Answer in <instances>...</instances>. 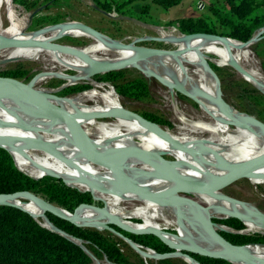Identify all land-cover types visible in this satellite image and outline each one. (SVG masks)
<instances>
[{"label": "bare ground", "instance_id": "6f19581e", "mask_svg": "<svg viewBox=\"0 0 264 264\" xmlns=\"http://www.w3.org/2000/svg\"><path fill=\"white\" fill-rule=\"evenodd\" d=\"M11 1L12 0H0V45L3 44L5 40L9 39L22 40L26 41L27 43L17 47L0 49V53L5 51H19L23 52V54L26 53L31 59H50L56 62V64L61 68H64V70L72 69L73 71H76L74 75H64L60 73L54 74L56 77L65 79L68 83H73L80 79H85L90 84L97 82L92 78L95 63H114L125 61L128 66L134 64L143 73L148 72L153 68L155 73H158V67L177 64L183 67L188 73V80L186 83L179 81V84L185 86L189 93L180 85H176V88L185 90L195 102L196 99L198 100L199 105L203 107L213 119V121L218 124L220 133L217 134V139L222 142L219 147L215 149L210 148L207 143H213L215 140L193 138L190 136V134L184 132V123L180 121V124L183 126L182 128L180 127V131L177 130V132L174 133H166L168 136L174 138L180 144L185 146L187 150L179 149L146 128L141 127L138 124V121L125 116L114 117L116 121L119 122L118 126L124 131V134H115L109 137H102L100 126L105 127V125L100 123V121L91 119V116L99 110H107L109 108L105 104H100L98 111L84 112L79 109H75L79 106H84L87 104V102L83 101L84 98L82 99L80 96L94 94V91L84 90L76 94L78 98H72L70 100H68L69 98L65 97L49 99L53 103H68L71 111L75 109L76 112H80V115H86L84 117H80L79 120H85L87 122L97 123L100 125H91L81 128L84 130L83 132L90 139L97 152L102 156L107 157L109 155H116L117 153L124 155L128 161L124 158L112 157L111 159L116 162L123 174L127 176L132 183L147 190H158L162 192L161 196L167 200H172L173 198L177 197L185 198L181 192H177L172 189L174 184L180 183V181L167 174L164 169L159 170L149 166L137 164L146 159L154 160L150 154L153 153L159 156V154L165 153L161 152L160 148H166L165 150L170 152L169 153L167 151V155H172V153H177L184 156L191 155L189 158H191L193 161L181 160L175 165L174 168L170 169L179 178L190 180L198 184L206 191H192L195 197L191 200L188 199L190 203L179 201V204L183 205L179 209H176L174 206L165 202L164 200L158 201L139 192H135L124 185L118 176H116L115 172L111 171L109 168L98 162L90 160L87 156V149L80 141V138H77L76 135L72 134L68 127H64V124L67 123H65L63 120H57L55 117L50 115H47L50 117L49 119H45L41 113H34L33 111H30L31 106L37 107L38 104H32L28 101L21 100H16L14 104L10 103V101H2L0 102V118H2V121H0V138H2L4 145L11 152L16 166L30 176H39L47 172L57 173L61 175L65 183L67 182L70 186L74 185L73 187L76 188L81 187L91 192L94 191V193L97 194L104 202L109 214L120 222L122 219H130L134 217H139L141 221L145 222V225L143 226L135 223L134 225L123 224L127 227L142 230L154 229L157 230V232L164 230L161 232V234L166 232L172 237L175 233L167 231H184L193 235L196 239H199L200 243L208 244L212 248L219 251L222 255H218L226 257L227 260H229L232 264H264V254H249L252 257V263L230 258V254H228L227 249L220 243L216 242L206 232L202 223L198 220L195 214L196 210L194 208L195 206H200L202 208L203 214L208 218H222L229 214H237L241 218V221L244 225L247 223L253 227L252 229L250 228L252 231H264V220L255 216L254 213L250 212L251 215L249 216L247 214L248 211L258 212L256 208L253 206L251 207L249 204L242 205L240 203L225 199L221 192L212 193L214 190L209 184L213 186V182L218 178L212 172L214 171L216 174L220 173L222 175L225 173L224 169L201 165L202 161L194 158L193 155V152L213 157L218 155L219 157H216L217 159L224 160L229 163H239L264 155V126L253 120L251 117L237 114L230 107L225 106L224 109L219 102L224 109L220 110V106L217 103L219 98L217 94L216 83L212 73L209 70L210 64L212 63L199 55L203 52L209 51L210 53L212 52L213 55L219 56L213 47V45L216 43L222 45L226 44L232 53H234L236 50L241 52V45L245 47V52L248 55H252L247 49V45L227 38L225 40H213L207 37L197 36L190 39L182 38V40L185 42H190L195 39H203L202 41H195L193 45L184 49L183 51L171 50L170 54H155L140 57L138 50L134 46L129 45L127 47H116L112 39L108 36L102 33H99V35L90 34L73 23H71L67 29H64L63 24H59L32 31L33 33L30 31H24L25 24L23 21L17 20V16L11 7ZM6 17L8 18L10 29L2 31L1 28ZM68 31H75L85 34L103 43L104 45L86 50H82L85 46L75 47L76 49L74 50H64L60 47L59 49L56 48L53 50L46 49V45L49 42L55 41L58 36L66 35V32ZM57 32L58 35L56 37L43 41L45 36L55 34ZM24 38H27V40H24ZM39 38H41V41H39ZM248 55H246L247 63L252 65L253 71L258 77L263 78L261 72H259L260 70L257 68V62ZM227 60L238 64V62L232 58ZM183 63L187 65H184ZM44 65L46 64L44 63ZM44 68H46V66H44ZM242 68L247 73V77L244 78L248 83L257 88L256 85L252 83V81H249L250 78H252L256 83L264 85V81L258 79L252 74L249 66L247 67L242 65ZM199 75L204 77L209 82L212 89L211 97H209L206 93L196 89L195 80H198L204 88ZM45 77L48 76L41 73V75H39V79L30 82L28 85H26V87L32 88L38 80L42 78L44 79ZM97 85L102 86V83L99 82ZM109 89L110 92L108 91V93H110L112 98L107 99V101L110 109H112L118 106L116 101L118 95L111 87ZM260 89L264 92V87H261ZM12 92L7 93H11L12 96L15 97L19 95L18 90H15L14 93ZM41 93L50 94L52 92L44 90V92ZM98 102L103 103L101 101ZM210 109L213 111L216 120L210 113ZM15 113H17L19 117H21L25 122L42 127L41 131L30 132L45 136L44 138L46 141L34 137L33 135H30L33 138L32 141L28 143L26 140L23 141L21 138L23 135L20 133H23L24 131L16 127L18 120L14 115ZM231 123L238 124L243 128L242 130H244V132L247 130L251 135H255H253V137L250 139H244L242 137H240V139H235L233 137L235 133L233 134ZM48 127L51 128L50 131L44 130ZM258 128L261 130V132ZM134 140L142 141V144H144L146 149L141 155L130 158L129 155L124 152V149L128 144L131 143V141ZM20 142L24 143L28 147L23 146L20 144ZM37 143L43 144L46 148H51L50 151H48V149H41V145ZM96 145L100 146L104 153ZM130 146H133V144ZM241 150H244V156H242ZM162 156L163 155H161V157ZM135 157L141 158V161H137ZM195 171L202 173L201 176H194L188 179L189 176L187 175H193ZM71 176L74 179L76 178V180H74V184L69 179ZM245 178L254 184L263 183L264 164L254 168ZM139 180L143 181V183ZM9 201L15 202L26 209L44 226L49 228L52 227V224L45 218L43 214V208L36 201L32 199H11ZM27 202L34 205V207H26V204L23 203ZM130 202L135 203L134 208L127 209L126 207H118L121 204L125 203L127 205ZM103 208H91L87 212H102ZM70 216L78 223H90L98 226L101 223H106L110 220L109 217H95V214L88 218H83L84 216L80 217L81 214H70ZM216 228H220V226ZM75 241L88 251L83 242L76 239ZM184 247L200 249L199 246L193 244L189 245V243L188 245H184ZM181 258L188 263H193V261L184 256ZM104 262L109 264L107 260H104Z\"/></svg>", "mask_w": 264, "mask_h": 264}, {"label": "rangeland", "instance_id": "374dc122", "mask_svg": "<svg viewBox=\"0 0 264 264\" xmlns=\"http://www.w3.org/2000/svg\"><path fill=\"white\" fill-rule=\"evenodd\" d=\"M211 1L213 0H181L178 4L173 5L167 9H163L151 5L150 7H147V9L144 11L145 15H141L139 13L138 5H134L132 6V11H134L133 12L134 14L131 15L130 17L119 16L117 15L114 9H112L107 14H103L102 12L98 11L95 7H93L90 0H66V3L60 6L59 8L52 7L50 9L43 11V13L41 14L35 15L34 17L31 16L29 11H26L24 8H22L19 5H17L18 10L16 11L13 9L12 6L11 7L14 10L15 15L18 16L17 20H21L24 22L26 27L25 31L27 32L30 31L31 33H33L32 31L37 30L35 29V27H37L35 26L36 24L33 23L34 19L38 18L39 16H51L59 12V14L61 13L64 16L62 22L75 21L86 24L113 40H118L124 43H128L135 39L142 38V40L135 41L134 45L146 47V48L165 49V50L171 49V50L183 51L184 49L193 45L194 42L183 41L181 37L183 34L177 29L176 25L165 24L164 23L165 20L170 18L173 19L177 17H182V16L197 17V16L211 15L208 8ZM25 17L27 18V22L25 20ZM48 26L51 25H47L44 27L47 28ZM1 29L2 31H6L7 29H10V25L8 23L7 17L4 19V23ZM258 31L259 30H257L254 34H256ZM57 35L58 32L55 34L45 36L43 41L56 37ZM57 38L55 39V41L50 42L51 44L55 45L53 48H51L52 50L56 49L57 48L56 46L59 44L76 46V47L85 46L82 50L96 48L101 45H104L103 43L85 34L75 31H68L66 32V35L59 36ZM24 40H27V38H24ZM259 40L260 38H257L255 42L251 43L249 46L247 45V49L250 51L252 55H248L245 52V47L241 45H240L241 52H238L236 50L234 53H232L231 50L226 46V44H223L221 48L220 45L216 43L213 45V47L215 48V51L220 57L212 55V52L210 53L209 51L203 52L206 55H201V57L206 58V60L212 63L210 65L213 71L216 73L219 82L223 83V87L225 91L224 97L226 101L232 106L231 109L237 114H241L245 116L251 115L254 118L264 123V95L260 91H258L253 85L248 83L245 80L244 76L240 75L236 70H234L229 65L230 61L227 60L229 58L234 59L235 61L238 62L240 67H242V65H245L247 67L249 66L252 71V74L258 79L264 81V73H263L264 71L260 64V61H264V48L262 45H259L255 47L256 48L255 52L252 50V46H254ZM39 41H41V38H39ZM6 48L8 47H0V49H6ZM246 55L250 56L252 59H254L257 62V68L258 70H260L259 72H261L263 78L258 77L254 73L252 65H249L246 61ZM38 59L37 60L31 59L26 53L23 54V52L5 51L3 53H0V78H3L2 80L0 79V91L12 92L14 90H18L16 88L18 87L22 88V85L24 84L28 85L30 82L39 79V75L43 73L46 74V76L48 77L38 80L33 85L32 88L39 92H44V90L51 91L52 93L50 94H44L47 97L54 99L65 97V98H69L68 100L72 98H78L76 94H78L79 92L66 93L64 92V90L67 89V87L73 86L75 84H87L89 85V87L86 90L94 91L97 94H100V97L93 98L91 95L80 96L82 99L84 98L83 101L87 102V104L84 106H79L78 108L75 109H79L84 112H93V111H98L100 104H105L110 109L107 99L112 98V96L110 95V93H108V91L110 92L109 89L110 87L114 90V87L111 84L102 82L98 79V77L102 73L93 75L92 78L97 82H93L91 84L88 83L87 80L85 79H80L73 83H68L65 79L56 77V75L54 74L60 73L64 75H74L76 71H73L72 69L64 70V68L58 66L56 62L47 58H43V59L38 58ZM44 63L46 65H44ZM183 64L187 65L185 63ZM44 66H46V68H44ZM10 70H15V72L20 73L21 76L14 77L5 74L7 71L11 73ZM116 71L119 72L121 78L128 79V78L138 77L144 80L147 84V90H148V97L141 102L127 101L118 96V98H116L118 105L120 104L123 107L131 111H134L138 114L141 111H145L146 113L151 114L154 118L160 119L161 121H163L161 126L163 127L166 133L167 132L174 133L177 132V130L180 131V127L181 128L183 127L180 123L183 122L184 126L186 127V128L183 127V129L185 130L184 132L190 134V136H192L193 138L196 139L203 138V140L206 139L215 140V142L213 143H207L210 148L215 149L221 145L222 142H220L219 139H217V134L220 133L218 124H216L213 121V119L210 117V115L207 113V111H205L203 107H201L200 109L198 100L196 99L197 102L196 103L194 100H191L181 95L175 90L176 85H180L188 92V89L185 86L179 84V81H183L186 83V81L188 80V73L183 67L174 64L172 65V67L170 65L158 67L157 69L158 73H155L154 68L150 70V72L155 73L156 75L160 76L164 81H166V83L169 85L170 88H167L156 78L152 76H146L142 71L132 66L121 67L116 69ZM200 78H201L200 80H202L201 82L204 88L202 87V85L199 83L198 80H195L196 89H198L203 93H206L209 97H211L212 89L209 82L202 76H200ZM249 81H252V83H254L259 90H261L260 89L261 87H264V85L256 83L252 78H250ZM99 82L102 83V86L97 85L99 84ZM252 89L256 93H253ZM114 92L116 93L115 90ZM240 94H243V97L246 99L245 101L239 102L238 95ZM98 101H101L103 103H99ZM55 104L66 108V110L70 113L72 120L77 124H79L80 127L91 126V125L100 126L97 123H91L85 120H79L80 117L82 116L84 117L86 115H80L79 114L80 112H76L75 109L71 111L68 103L65 104L55 103ZM244 104H247L249 106V108L251 109V113L240 111L241 105L243 106ZM30 111H33L34 113L35 112L41 113L43 115V118L45 119L50 118L49 116L45 115L38 106L37 107L31 106ZM209 111L214 116L213 111L211 109ZM200 112L203 113L204 115L203 114L202 115L206 118L200 116L201 114ZM0 121H2V118H0ZM100 123H103L106 127L105 128L100 126L102 137H109L115 134H124V131L118 126L119 122H117L115 118L107 119L105 121H101ZM138 124L141 127H143L139 122ZM67 126H68L67 124H64V127ZM251 127H256V126H251ZM231 129L233 131V134L235 133L233 135L235 139L236 138L240 139V137L244 139H250L253 137V135H255V134L251 135L250 132L247 130H245L244 132V130H242L243 128L238 124L231 123ZM259 131L261 132L260 129ZM20 134L23 135L21 137L23 141L26 140L27 143L32 141L33 139L30 135H33L34 137L46 141V139L44 138L45 136L41 134L39 135L33 134L30 131H24L23 133ZM142 143L143 142L139 140L131 141V143L128 144L124 149V152H126L130 158L134 156H139L146 149L144 144ZM20 144H22L23 146H27L22 142H20ZM132 144L133 146H130ZM97 147L102 151L100 146ZM160 149L161 152H165V153L160 152L161 154H159V156L161 157V155H163L162 157L168 160L169 169L174 168L175 165L179 163L181 160L193 161L191 158H189V156L191 155L184 156L177 153H172V155L171 154L167 155L169 151L167 150L168 151L167 152L165 150L166 148L165 149L160 148ZM241 151H242V156H244L245 155L244 150ZM102 152L104 153V151ZM112 157L126 159L124 155L120 153H117L116 155L107 156V158H112ZM216 157L219 156L216 155ZM137 164L163 170V168H161V166L155 160L152 159L151 160L146 159ZM212 173L217 177L221 176L220 173L216 174V172L214 171ZM201 174L202 173L195 171L193 175H187V176H189L188 179H190L191 177L194 176L199 177L201 176ZM69 179L74 184V180H76V178L74 179L71 176L69 177ZM140 182L143 183V181ZM209 185L210 187H213L211 184ZM77 188L81 190H86L81 187H77ZM217 188L218 191L221 192L222 196H228L236 200L243 201L245 204H249L254 208H256L258 211L264 213V182L254 184L253 182L248 181L247 178H238L230 182H227L225 184H222ZM92 193H94V191ZM183 196L190 200L195 197V195L192 192L189 194H183ZM94 200L96 201L95 205L97 204L103 205L104 208L102 210V213L104 214V209H105L104 202L96 198H94ZM134 204H135L134 202H130L127 205L124 203L119 205L118 207H126L127 209L128 208L131 209L135 207ZM95 215L101 216L99 212H96ZM212 219H223V217L212 218ZM134 222L136 223L141 222L142 223L140 224L141 226L145 225V222L141 221L139 217H134L130 219L125 218L121 220L122 224L134 225ZM157 223H162V222H157ZM216 224L222 225L220 226V228L224 227L229 231H236L232 228L224 226L223 224L220 223H216ZM213 228H216V226ZM252 228L253 227H251V229ZM251 229L247 230L244 225V228L239 230V232L259 233L264 235V231H252ZM106 231L110 232L111 233L110 236L116 241V245L124 257V264H158V260L160 259L158 258L155 259L153 257H150L152 256V253H154L152 249L148 248L149 251H146V255L148 257H142L134 248H132L128 243H126L122 239V237L118 236L116 233H113L109 230ZM162 231L164 230L158 232L161 238L163 240H166L165 235L161 234ZM169 232L174 233L175 231L169 230ZM197 241L200 242L199 239H197ZM88 252L92 255L91 259L94 261L95 264H100V263L106 264L104 262V260H106L105 257L99 259L90 250H88ZM161 259H169V262L171 264H189L188 262L184 261L181 257L175 255H171L169 257L161 258ZM109 264H113V263L110 262ZM228 264L230 263L228 262Z\"/></svg>", "mask_w": 264, "mask_h": 264}, {"label": "trees", "instance_id": "16d2710c", "mask_svg": "<svg viewBox=\"0 0 264 264\" xmlns=\"http://www.w3.org/2000/svg\"><path fill=\"white\" fill-rule=\"evenodd\" d=\"M90 1L93 7L103 14H107L114 9L117 15L130 17L134 14V11H132V6L134 5H138L139 13L145 15L144 11L151 5L167 9L178 4L181 0ZM65 3L66 0H12L11 6L16 11L18 10L17 5H19L26 11H29L31 16L34 17L52 7L59 8ZM208 8L211 15L170 18L166 19L164 23L169 25L175 24L182 34L196 32L216 34L241 43L247 42L257 30L264 27V0H213L210 2ZM63 18L64 16L58 12L51 16H39L33 20V23L37 26L35 29L39 30L44 26L60 23L63 21ZM25 20L27 22L26 17ZM259 38L260 40L252 46L254 52L256 51L255 47L259 45H262L264 48V31L260 33ZM202 40L203 39H195L192 42ZM219 45L220 47L222 46V44ZM246 45L249 46L250 44ZM199 55L206 54L201 53ZM260 64L264 71V61H260ZM170 66L172 67V65ZM10 71L11 73L7 71L5 74L14 77L21 76L20 73L15 72V70ZM98 79L102 82L111 84L114 87L116 94L124 100L141 102L148 97L147 84L144 80L138 77L128 79L121 78L118 71L112 70L102 73ZM88 87L89 85L87 84H75L67 87L64 92L78 93L86 90ZM220 87L224 97L225 91L222 82H220ZM252 92L256 93L254 90ZM91 96L93 98L100 97V94L94 92ZM238 97L239 102L246 100L243 97V94L238 95ZM240 111L251 113V109L247 104H244L243 106L241 105ZM202 114L203 113H201L200 116L204 117V114ZM139 115L159 125L163 123V121L154 118L151 114L146 113L145 111L139 112ZM66 183L62 178L53 175H43L35 179L25 174L17 168L11 154L4 148L0 147V193L29 191L46 201L67 210L72 215L81 214L80 217L84 216L83 218L93 216L96 212L87 211L95 207H87L84 205L96 204L93 196L96 199H102L92 192L91 194L89 191L80 190L76 187L69 186L67 185L68 183ZM23 204H26V207L33 206L29 202ZM97 205H99L98 207H100V209L103 208V205ZM104 212L109 214L106 206ZM99 214H101V217H108L102 212H99ZM45 215L59 230L63 231L70 237L83 242L86 248L97 258L101 259L105 257L108 263L124 264V257L117 247L116 241L110 236V232L106 230H98L89 226H78L50 212H45ZM95 217L99 216L96 215ZM212 221L236 230L219 231V234L231 244L242 245L241 249L248 254H264V235L259 233L239 232V230L244 228V225L240 220L234 217L212 219ZM134 223L139 225L142 224L141 222ZM245 224L246 229L250 230L251 226L247 223ZM215 226L222 225L214 224L212 227ZM112 227L131 241L150 248L157 254L171 252L170 248L152 234H131L116 228V226ZM174 233L175 234L172 237L165 232L164 235L166 240L164 241L178 247L180 245H188L189 243V245L193 244L199 246L202 250L221 254L208 244L198 242L193 235L187 232L175 231ZM189 255L199 264H228V262L220 258H209L192 253H189ZM0 264L95 263L78 244L55 231L41 226L25 210L16 206L0 205ZM158 264L171 263L169 262V259H160L158 260ZM230 264L232 263L230 262Z\"/></svg>", "mask_w": 264, "mask_h": 264}, {"label": "water", "instance_id": "95a60500", "mask_svg": "<svg viewBox=\"0 0 264 264\" xmlns=\"http://www.w3.org/2000/svg\"><path fill=\"white\" fill-rule=\"evenodd\" d=\"M71 23H73L74 25L82 28L83 30L87 31L90 34L99 35V33H100L97 30H95L94 28H92V27H90V26H88L86 24H83V23H80V22H75V21L60 22V23L53 24V25L63 24L64 29H67V28H69V25ZM263 31H264V27L260 28L259 31L256 34H254L247 42L242 43V44H251V43L255 42L256 39L259 38L260 33H262ZM197 36L198 37H207V38H210V39H213V40H225L226 39V37H224V36H220V35H216V34L202 33V32L183 34L181 37L184 38V39H190L192 37H197ZM139 40H142V38L135 39V40H133L131 42H128V43H124V42L112 39V41L116 45V47H127L129 45L134 46L138 50L140 57L147 56V55L170 54L171 53V49L170 50L155 49V48H146V47H141V46L134 45V42L135 41H139ZM26 43H27L26 41H22V40L9 39V40H5L3 42V44L0 45V47L11 48V47L21 46V45H24ZM54 46L55 45H53V44H51L49 42L46 45V49H51ZM56 47L58 49L60 47V48H62L64 50H74V49H76L75 48L76 46L61 45V44L57 45ZM229 65L234 70H236L240 75H242L244 77H247L246 71L242 67H240V65H238L235 62H230ZM125 66H128L125 61L114 62V63H95L93 75L98 74V73H104V72H107V71L116 70L118 68L125 67ZM131 66L134 67V68L139 69L134 64H132ZM209 70L212 73V75L214 77V81L216 83L217 94H218V98H219V101L217 103L220 106V110H222L225 106L231 108L232 106L223 97V94H222V91H221V88H220V82H219V79H218L216 73L213 71V69L211 67H210ZM144 74L146 76H152V77L156 78L158 81H160L167 88H170L169 85L166 84V81L162 80V78L160 76L156 75L155 73L148 71V72H145ZM0 79L2 80L3 78H0ZM16 89H18V92H19V95L17 97L12 96L11 93L1 92L0 91V102H2V101H10V103L14 104L16 100L28 101V102H30L32 104H38V107L40 108V110L45 115L53 116L57 120H59V119L63 120L65 123H67V125H68L67 127L70 130V132H72V134L76 135L77 138L78 137L80 138V141L83 143V145L87 149L88 158L90 160H92V161H95V162H98V163L104 165L105 167L109 168L111 171L115 172L116 176H118L120 181L124 185H126L128 188L132 189L135 192H139V193H141V194H143L145 196L151 197L152 199H155V200H158V201L164 200L165 202H167V203L171 204L172 206H174L176 209H179L180 207L183 206L182 204H179V201H184L186 203H190V201L188 199L182 198V197L173 198L172 200L164 199L163 196H161L162 192H160L158 190H156V191L147 190L145 188H142V187L132 183L130 181V179H128V177L123 174V172L120 170V167L116 164L115 161H113L111 158H107L105 156H102L101 154H99L97 152L96 148L91 143L90 139L83 132L84 130L79 126V124H77L76 122H74L72 120V118L70 116V113L66 110V108L61 107V106L51 102L49 97H47L43 93H41V92L31 88V87H26V84L22 85V88L18 87ZM175 90L178 93H180L181 95L193 100V98H191V96L185 90H183L181 88H175ZM258 91H260L264 95V92L262 90H258ZM14 92H15V90L12 93H14ZM219 102L221 103L223 108H222V106L220 105ZM14 115H15V117L18 120V124L16 125V127L18 129H20L22 131H33V132H37V131H41L42 130V127H40V126L25 122L21 117H19V115L17 113H15ZM119 116H125V117L131 118L133 120H136L144 128H146L147 130L151 131L155 135L161 137L162 139H165L166 141H168L174 147L179 148V149H186L185 146L180 144L174 138H171L170 136H168L161 125H159V124H157L155 122H152L150 120L145 119L144 117H142L138 113H136L134 111H131V110L123 107L120 104L117 107H114L112 109L99 110L98 112L94 113L91 116V119H94L96 121H100L101 122V121H105L107 119H111V118L119 117ZM249 117H251L253 120H255L256 122H258L259 124L264 126V123L261 122L260 120L254 118L251 115ZM44 130L50 131L51 128L48 127V128H46ZM37 144L41 145V147H40L41 149H48V151H50V149H51V148H46L43 144H40V143H37ZM0 147L4 148L5 150H7L11 154V152L8 150V148L4 145L2 138H0ZM193 155H194V158H197V159L202 161L201 165L214 167V168L219 167V168L224 169L225 173L222 174L220 177L218 176V178L213 182V190L214 191L212 193L219 192L218 188H217L218 186H220L222 184H225L227 182H230L232 180L238 179V178H245L250 173V171H252L254 168L264 164V155H262V156H260L258 158H255V159L246 160V161H242V162H239V163H229V162H226L224 160L217 159L216 157L205 155V154H198L196 152H193ZM11 156H12V154H11ZM150 156L161 166V168H163L166 171L167 174H169L173 178L178 179L180 181V183L174 184V187L172 188L174 191L181 192L182 194H189L192 191H200V192L206 191L203 188H201L198 184H196V183H194V182H192L190 180L179 178L173 171H171V169H169L168 160L167 159H165L163 157H160V156H158L156 154H153V153H151ZM12 158H13V156H12ZM135 159L137 161H139V162L141 161V158H139V157H135ZM14 163H15V161H14ZM22 172H24V171H22ZM25 174H27V173H25ZM43 175H53V176H56V177H59V178L63 179V177L61 175H59L57 173H53V172H47V173L41 174L39 176H31V177L37 179V178H39V177H41ZM63 181H64V179H63ZM223 197L228 199V200H231V201L240 203L242 205L243 204L245 205V203L243 201L236 200V199L228 197V196H223ZM11 199H22V200L32 199V200L36 201L43 208V214H44V216H45V218L47 220H48V218L46 217L45 212H50V213H52V214H54V215H56V216H58V217H60L62 219L70 221V222H72V223H74V224H76L78 226H89V227H94V228H96L98 230H109V231H111L113 233H116L118 236L122 237V239L126 243H128L132 248H134L142 257H148L146 255V251H149V249L147 247H142V246H140V244H137V243L131 241L129 238L125 237L123 234L118 232L112 226H116V228H118V229H120V230H122L124 232L131 233V234H146V233L147 234H152V235L156 236L168 248L171 249V252H167V253H163V254H157L155 252L152 253V256H150V257H153L155 259H157V258L158 259L166 258V257H169L171 255H175V256H179V257L185 256L189 260H191V261L193 260V263H189V264H199L192 256L189 255V253H192V254L205 256V257H209V258H220V259H223L225 261H228L227 258L224 257V256H221V255H218V254H214V253H210V252H207V251H204V250L194 249V248H187V247H184V246L176 247L173 244H169V243L165 242L164 240H162L160 235H159V233L157 232V230H154V229L142 230V229H135V228L127 227V226L123 225L119 220L114 218L112 215L108 214L107 212H104V214L106 216H108L110 218V220L108 222H106V223H101L98 226V225H94V224H90V223H78L77 221H75L70 216V212H68L67 210H65L63 208H60L59 206H56V205L46 201L45 199H43V198H41V197H39V196L35 195L34 193L29 192V191H18V192H13V193H0V205L16 206V207H19L22 210H25L26 212H28L26 209H24L23 207H21L17 203L9 201ZM84 206L95 207V208L100 209V207H98V205H95V204H87V205H84ZM194 208L196 210L195 214H196L198 220L202 223V225H203L204 229L206 230V232L216 242L220 243L221 245H223L227 249L228 254H230V256H229L230 258L244 260V261H247V262H250V263L253 262L252 257L248 253H246L244 250L241 249L242 245L231 244L230 242L225 240L219 234L220 230H227L226 228H224V227L213 228L212 226L214 224H216V223L212 221V218L209 219L208 217H206L203 214L202 208L200 206H195ZM250 212L254 213L255 216H257V217L261 218L262 220H264V213L263 212H260V211H258V212L248 211V213H247L248 216L251 215ZM227 217H234V218H237L238 220L241 221V218L237 214H229V215L224 216L223 218H227ZM35 220L41 226L46 227V228H48V229H50L52 231H55V232L63 235L64 237L70 239L71 241L75 242L90 257H92V255L86 249H84L79 243H77L75 241V238L70 237L69 235H67L63 231L59 230L49 220L48 221L52 224L51 228H49L47 226H44L37 219H35Z\"/></svg>", "mask_w": 264, "mask_h": 264}]
</instances>
